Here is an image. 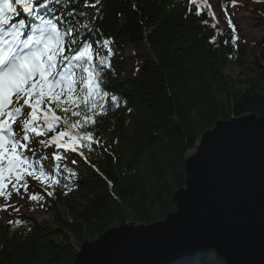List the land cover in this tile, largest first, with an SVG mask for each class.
I'll return each instance as SVG.
<instances>
[{
    "label": "trees",
    "instance_id": "16d2710c",
    "mask_svg": "<svg viewBox=\"0 0 264 264\" xmlns=\"http://www.w3.org/2000/svg\"><path fill=\"white\" fill-rule=\"evenodd\" d=\"M68 6L63 0L58 14ZM71 7L87 14L85 23L96 15L83 0ZM101 8L93 22L97 30L80 35L110 39L116 53L135 49L118 57L109 81L127 107L110 108L89 129L102 142L85 149L90 163L70 154L77 163L69 160V167L78 175L61 181L73 189L68 195L58 187L53 197L44 192L42 201H32L50 222L21 212L0 221V264H74L81 246L109 229L164 219L176 209L174 195L185 186L184 159L200 136L219 121L264 116L262 17L250 18L263 29L250 49L239 31L237 44L231 43L232 29L220 28L208 6L200 16L186 0H102ZM228 66L238 70L235 76L227 74ZM9 220L27 223L12 228ZM181 264L227 262L210 249Z\"/></svg>",
    "mask_w": 264,
    "mask_h": 264
},
{
    "label": "snow or ice",
    "instance_id": "6c2138e0",
    "mask_svg": "<svg viewBox=\"0 0 264 264\" xmlns=\"http://www.w3.org/2000/svg\"><path fill=\"white\" fill-rule=\"evenodd\" d=\"M186 2L197 16L208 6L207 0L204 5ZM74 3L79 0H68L69 6L58 14L63 0H0V197L7 199L15 192L23 199L29 193V177L40 182L47 197H53L58 187L67 188L63 194L68 195L73 189L61 183L62 174L66 173L63 180L78 175L68 166L69 160L77 163L70 154L90 163L85 149L91 152L102 142L89 129L110 108L127 107L126 98L109 84L116 75L114 41L80 35L97 30L93 22L102 11V0H83L84 8L96 10L87 23V14L77 13L71 7ZM228 25L235 46L239 36L230 17ZM49 160L50 170L45 164ZM28 199L39 203L44 196L33 193ZM8 208L19 212L6 203L3 210ZM22 223L27 221H8L12 228Z\"/></svg>",
    "mask_w": 264,
    "mask_h": 264
},
{
    "label": "water",
    "instance_id": "95a60500",
    "mask_svg": "<svg viewBox=\"0 0 264 264\" xmlns=\"http://www.w3.org/2000/svg\"><path fill=\"white\" fill-rule=\"evenodd\" d=\"M184 169L175 211L109 229L74 264H181L210 249L227 264H264V116L217 122Z\"/></svg>",
    "mask_w": 264,
    "mask_h": 264
},
{
    "label": "rangeland",
    "instance_id": "374dc122",
    "mask_svg": "<svg viewBox=\"0 0 264 264\" xmlns=\"http://www.w3.org/2000/svg\"><path fill=\"white\" fill-rule=\"evenodd\" d=\"M209 5L214 8V15L221 25L225 29H228V19L231 18L233 24L236 25L237 30L240 32L241 36L246 40L248 47L251 49L255 46L256 39H260L263 34V29L253 27V22L250 18H255L259 22V17L264 19V0H236L235 6H233V0H228L226 6H223V2L220 0H207ZM21 19V18H17ZM254 20V22H256ZM135 54V49L128 48L126 50H118L117 60L113 59V66L118 68V57L125 58ZM238 72L233 66H228L227 74L235 76ZM47 154L51 153V150L46 151ZM46 168L50 170L49 163L45 162ZM63 175L61 180H63ZM29 182V193H42L45 189L40 184V182L33 180L32 178H27ZM9 190H11V185H9ZM23 192V189H21ZM28 195H25L23 199L16 195L15 192L12 193L10 198L0 197V221L4 222L8 217H13L16 213L14 208H8L6 211L3 210V206L7 204L14 205L15 208H19V212L26 216L31 217L37 221H51V216L40 210L34 209L31 201L28 199Z\"/></svg>",
    "mask_w": 264,
    "mask_h": 264
}]
</instances>
